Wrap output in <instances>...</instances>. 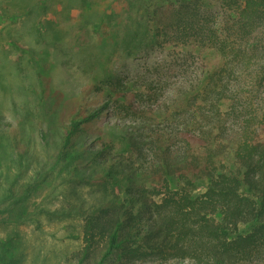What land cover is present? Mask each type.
<instances>
[{"label":"trees","instance_id":"obj_1","mask_svg":"<svg viewBox=\"0 0 264 264\" xmlns=\"http://www.w3.org/2000/svg\"><path fill=\"white\" fill-rule=\"evenodd\" d=\"M171 1H142L145 32L153 42L198 55L203 71L166 101L168 126L148 125L145 112L155 109L106 81L96 83L99 103L61 118L65 180L111 190L102 202H67L65 214L80 221L81 244L65 264H137L148 258L157 264H253L264 252V64L250 86L230 89L239 65L250 64V51L223 37L214 20L218 5L233 13L240 29L256 23L264 28V0ZM261 34L264 39V29ZM40 82L42 105L49 97L58 101L61 93L47 94L42 76ZM152 96L157 99L156 91ZM113 104L120 121L96 124ZM6 121L0 115L1 128ZM90 135L97 136L92 145L84 144L86 137L79 143ZM19 143L15 135L22 160ZM22 202L0 209L7 213L0 224L26 222L19 215L12 219ZM18 246L17 237L0 236V264H24Z\"/></svg>","mask_w":264,"mask_h":264},{"label":"rangeland","instance_id":"obj_2","mask_svg":"<svg viewBox=\"0 0 264 264\" xmlns=\"http://www.w3.org/2000/svg\"><path fill=\"white\" fill-rule=\"evenodd\" d=\"M142 1L0 0V115L7 120L0 127V209L22 197L12 219L19 215L26 221L0 224V236L17 237L24 264H65L67 255L81 244L80 221L65 214L67 202L88 205L111 195L102 185L72 186L65 180L69 174L62 169L68 170V163L66 158L59 159L61 118L80 106L99 103L96 83L106 81L110 87L116 84L124 89L138 105L155 109L154 114L145 112L148 125L166 127V101L190 87L203 71L198 55L149 38L146 18L138 10ZM214 12L223 37L250 51V64L239 65V79L229 88L250 86L264 64V28L256 23L242 30L226 8L217 5ZM41 76L48 85L47 94L61 93L58 104L49 97L42 105ZM260 94L264 104V88ZM82 97L86 98L83 104ZM115 107L100 114L96 124L120 121ZM15 135L24 152L22 160L16 156ZM95 137L83 136L79 143L84 138V144L92 145ZM28 184L29 191L24 192ZM2 218L7 213L0 214ZM137 264L157 262L148 258ZM253 264H264V252Z\"/></svg>","mask_w":264,"mask_h":264}]
</instances>
